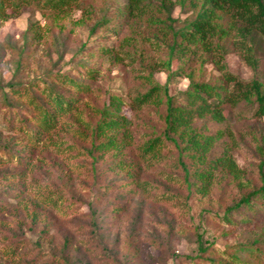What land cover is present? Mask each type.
I'll return each instance as SVG.
<instances>
[{
	"label": "trees",
	"instance_id": "obj_1",
	"mask_svg": "<svg viewBox=\"0 0 264 264\" xmlns=\"http://www.w3.org/2000/svg\"><path fill=\"white\" fill-rule=\"evenodd\" d=\"M85 3L90 0H0V21L23 7L63 18L71 8ZM175 7L184 19H173ZM102 27L113 32L116 47L101 45L90 50L87 59L107 58L105 71L100 66H83L78 77L49 75L46 81L51 85L39 81L30 89L12 88L3 94L2 121L21 135L16 144L20 143L23 154L0 151L5 155L0 156V167L15 163L28 169L36 150L56 148L68 170L82 156L86 161L82 178H89L101 194L120 191L134 196L152 187L145 172H155L162 165L170 167L171 172L162 170L168 178L178 174L187 196L204 197L220 185L218 201L232 196L234 204L223 222L238 224L231 212L244 214L253 210L256 201L264 203V129L244 127L238 133L233 129L246 116L244 111L253 119L264 118V0H127L96 28ZM228 52L254 71L252 79L243 80L228 71ZM209 64L217 75L208 73ZM113 68L129 84L125 95L103 89ZM157 73L168 79L185 78L188 86L171 96L167 85L155 79ZM14 100L21 105L11 106ZM22 105L30 113L23 112ZM201 121L205 124L198 125ZM210 123L218 125L215 131ZM57 134L67 139L58 141ZM75 144L83 149L73 154ZM246 144L259 158L251 153L257 162L256 186L235 158V152L248 148ZM18 176L7 174L5 181ZM105 176L126 180L101 184ZM52 195L55 191L47 189L43 201L58 210L61 196L53 200ZM7 207L0 202V214ZM197 241L201 243V236ZM16 246L5 253L11 262L19 259ZM199 248L210 256L207 249ZM230 260L249 264L238 257Z\"/></svg>",
	"mask_w": 264,
	"mask_h": 264
},
{
	"label": "rangeland",
	"instance_id": "obj_2",
	"mask_svg": "<svg viewBox=\"0 0 264 264\" xmlns=\"http://www.w3.org/2000/svg\"><path fill=\"white\" fill-rule=\"evenodd\" d=\"M126 1L90 0L71 8L63 18L43 16L34 8L23 7L0 21V151L23 154L20 143L16 144L21 135L2 121L1 106L6 101L3 94L12 88L30 89L39 81L51 85L46 81L49 75L78 77L83 66H100L105 71L107 58L89 60L87 55L101 45L116 47L113 32L96 27ZM172 17L184 19L185 15L175 7ZM225 62L228 71L238 78L254 77V71L233 52L227 53ZM172 65L175 71L177 63ZM207 70L217 75L213 65H207ZM121 76L118 68H113L103 89L125 95L129 84L121 81ZM155 79L167 85L171 96L188 86L185 78L168 79L164 73L155 74ZM14 101L16 104L11 106L21 105ZM22 111L31 110L22 105ZM124 113L129 115L126 108ZM242 114L246 116L233 125L235 133L244 127L264 129V118L253 119L246 111ZM201 123L205 124L201 121L198 125ZM209 127L215 131L218 125L210 123ZM27 128L35 129L33 125ZM57 138L64 141L67 136L57 134ZM246 146L235 152V158L256 186L257 162L251 153L256 154L250 145ZM78 148L83 149L75 144L71 153ZM54 149L36 150L33 166L28 169L15 163L0 167V202L8 204L0 214V264H232L231 257L264 264V203L256 201L253 210L244 214L241 210L231 212L238 224L227 226L222 217L229 216L227 211L234 205L232 196L219 202L220 185L204 197L187 196L178 174L168 178L165 173L170 167L162 165L155 172H145L147 184L152 187L144 192L134 196L120 191L101 194L89 178H82L86 164L82 156L75 158L77 166L68 170ZM10 173L19 176L5 181ZM120 179L126 180L105 176L100 183ZM47 189L55 191L53 200L61 196L58 210L43 201ZM199 244L210 256L200 252ZM15 245L19 259L11 262L5 253ZM251 248L254 250H248Z\"/></svg>",
	"mask_w": 264,
	"mask_h": 264
}]
</instances>
